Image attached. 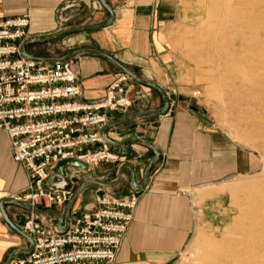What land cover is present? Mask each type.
Masks as SVG:
<instances>
[{
  "label": "crops",
  "instance_id": "crops-1",
  "mask_svg": "<svg viewBox=\"0 0 264 264\" xmlns=\"http://www.w3.org/2000/svg\"><path fill=\"white\" fill-rule=\"evenodd\" d=\"M104 1L113 11V25L108 32L94 33L90 37L117 62L132 69L139 75L138 78L159 86L155 80L147 78L146 67H150L148 63L151 61L150 31L155 28L158 15L164 11L160 3L158 0ZM105 14L97 0H0V21L28 15L30 39L50 37L67 29L86 26L89 21L104 19ZM86 40L87 35L80 34L65 40V45H81ZM26 52L47 59L71 54L38 55L30 45L26 47ZM70 64L77 73L82 89L81 100L86 102L102 99L108 86L119 77V71L111 63L92 55H80L70 60ZM124 86L127 97L132 101L128 114L161 108L157 106L158 100L151 91H142L148 87L146 89L137 83H125ZM165 94L169 107L163 115L136 118L105 131L106 137L115 143L138 138L158 152V160L144 187L134 191L130 186V171L125 169L119 182L113 186H88L76 198L71 209L70 220L80 213L83 204L90 208L88 211L99 207L96 203L98 197L114 200L133 195L136 198L132 222L113 264H173L185 249L184 244L192 235L198 215L205 214L206 206L212 205L214 201L218 203L220 197L206 190L217 187L224 180L223 136L208 125L202 103L193 99L190 93L182 97ZM105 114L108 123L120 118L112 113ZM124 125L126 130L118 132L117 129ZM96 149L98 147L90 148L92 151ZM109 150L125 158L124 164L132 168L135 185H141L153 152L139 142L119 148L109 146ZM117 169L118 164H108L94 171H80L78 175L75 171H68L70 175L64 182L67 188L73 190L93 179L114 182ZM27 183L23 169L12 160L8 137L0 131V201L19 196ZM232 188L222 187L219 192H229ZM36 207L41 210L47 208L43 201L37 202ZM3 209L11 224L21 231L29 213L11 205ZM45 217L48 216H37L35 220L40 218L45 227L56 226V219L45 220ZM28 248L26 239L8 227L0 214V264H5L14 250ZM25 256V253H17L13 259Z\"/></svg>",
  "mask_w": 264,
  "mask_h": 264
},
{
  "label": "rangeland",
  "instance_id": "rangeland-1",
  "mask_svg": "<svg viewBox=\"0 0 264 264\" xmlns=\"http://www.w3.org/2000/svg\"><path fill=\"white\" fill-rule=\"evenodd\" d=\"M158 2L161 10L165 12L162 10L163 13L158 15L155 28L150 31L151 61L148 63L150 67H146L147 78L155 80L161 88L153 82L150 83L156 85L164 94L166 92L170 96L182 97L185 93H190L193 99L200 101L206 122L223 136L225 145L224 180L217 187L206 190L207 193L213 192L220 196L218 203L214 201L212 205H207L205 214L198 215L192 235L184 244L185 249L173 264H264V0ZM105 13L104 19L89 21L86 26L81 27L107 23L110 17L106 10ZM111 26L96 32L68 35L53 42L29 45L38 55L50 53L59 56L79 49H93L111 56L90 37L94 33L108 32ZM80 34L87 35L84 44L65 45V40ZM67 62L70 63V60ZM124 67L136 75L132 69ZM117 70L119 77H126L125 83L136 84ZM149 89L142 91L152 92L158 100L157 106L162 109V98ZM130 108L124 114H112L120 116L118 119H121L132 115L128 114ZM100 113L106 116L108 111L102 110ZM121 130H126L125 125L117 129L118 132ZM106 146L109 149L110 145ZM94 147L98 149L93 151L100 149L99 145ZM115 156L123 161L100 163L88 171L108 164H118L119 168L124 164L125 158ZM57 167L49 180L58 176ZM67 168L69 167H66L65 179L70 175ZM74 173L78 175L80 171ZM64 180L63 185L58 188H67ZM222 187L233 188L229 192L221 193L219 190ZM67 189L71 190L72 198L78 188ZM85 190L87 188L80 195ZM68 202L61 208L48 207L44 202L47 208L43 210H54L63 214ZM10 205L4 204L3 207ZM86 206L87 204L81 205L80 213L75 216L88 212L90 208ZM52 218L54 217L48 216L44 219ZM39 219L36 218L35 221L42 227L49 228ZM21 232L26 235L22 230Z\"/></svg>",
  "mask_w": 264,
  "mask_h": 264
},
{
  "label": "built area",
  "instance_id": "built-area-1",
  "mask_svg": "<svg viewBox=\"0 0 264 264\" xmlns=\"http://www.w3.org/2000/svg\"><path fill=\"white\" fill-rule=\"evenodd\" d=\"M28 28V15L0 21V131L8 137L12 160L28 181L14 199L31 208L39 201L61 208L72 192L48 185L57 165L73 160L90 170L100 163L122 162L98 133L108 122L100 111L124 114L131 101L123 87L125 76L114 80L101 100H81L77 73L69 62L45 64L20 56ZM96 145L99 150H90ZM96 203L95 211L69 220L64 234L42 227L30 214L22 231L32 240V252L9 264H113L132 222L136 198L98 197Z\"/></svg>",
  "mask_w": 264,
  "mask_h": 264
},
{
  "label": "water",
  "instance_id": "water-1",
  "mask_svg": "<svg viewBox=\"0 0 264 264\" xmlns=\"http://www.w3.org/2000/svg\"><path fill=\"white\" fill-rule=\"evenodd\" d=\"M97 2L99 4H101V6H103V8L107 11V13L109 14V21L103 25H99V26H90V27H81V28H74V29H70V30H66V31H62L61 33H58L56 35L50 36V37H44V38H31V39H26L25 41L22 42V44L20 45L19 48V52L21 57L33 61V62H38V63H53V62H61V61H69L72 60L80 55H92L98 58H101L103 60L108 61L109 63H111L113 66H115L117 69H119L124 75L128 76L130 79H132L135 83L148 87L150 89H152L153 91L157 92L160 97L162 98V102H163V107L162 109L156 110V111H145V112H141V113H136V114H132V115H127L121 119L115 120V121H111L109 123H107L106 125H104L100 130H99V135L100 137L103 139V141L113 147H122L125 144L131 143V142H139L142 143L143 145H145L146 147H148L154 154L152 160L150 161V163L148 164V166L146 167L145 173H144V177H143V182L141 185L137 186L134 183V177H133V171L130 165L128 164H123L121 165L118 169H117V173H116V180L114 182H105V181H100L98 179H93V180H89L85 183H83L82 185H80V187H78V189L74 192L71 200L68 202V204L66 205V209L64 211L63 214H60L54 210H40V209H35V208H31L25 204L19 203L15 200L12 199H4L2 201H0V214L2 219L4 220V222L8 225V227H10L13 231H15L17 234L21 235L24 239H26V241L29 244V248L26 250H14L8 257V259L6 260L5 264H9V262L12 260L13 256L17 253H31L32 252V248H33V243L32 240L30 238H28L26 235H24L20 230H18L17 228H15L11 222L8 220V218L5 215L4 209H3V205L4 204H11L14 205L20 209H23L24 211L30 212L33 215H37V216H53L56 220H57V224L55 226V229L57 230L58 233L60 234H64L67 231L68 228V222H69V216H70V212L72 209V206L76 200V198L80 195V193L87 188L88 186L92 185V184H97L100 186H104V187H109V186H113L115 184H117L121 178V174L125 169H129L130 171V186L134 191H139L140 189H142L144 187L145 182L147 181L148 175L153 167V165L156 163V161L158 160L159 154L158 152L147 142L138 139V138H130V139H126L120 143H115L109 139L106 138L105 136V131H107L108 129L115 127L117 125L123 124L127 121L136 119V118H140V117H144V116H156V115H163L164 113H166V111L168 110L169 104L167 101V98L165 96V94L154 84L152 83H148L146 81L141 80L140 78H138L136 75H134L132 72H130L127 68H125L123 65H121L119 62H117L115 59H113V57L102 53L98 50H93V49H79L73 53H71L70 55H66L64 57H59V58H40V57H35L32 56L28 53L25 52V48L26 46H28L29 44H37V43H48V42H53V41H57L60 40L68 35H75V34H79V33H85V32H96L99 31L103 28H107L109 26H111L114 22V15H113V11L111 10L110 6L104 1V0H97ZM66 167L69 168H75V169H81L83 171H88V168L79 163L78 161H73V160H69V161H64L62 163H60L57 167V173L58 176H56L57 178H59L60 182L59 183H55L54 179L56 177H53L52 179L49 180V185L50 186H55V187H61L63 185V180L66 178Z\"/></svg>",
  "mask_w": 264,
  "mask_h": 264
},
{
  "label": "bare ground",
  "instance_id": "bare-ground-1",
  "mask_svg": "<svg viewBox=\"0 0 264 264\" xmlns=\"http://www.w3.org/2000/svg\"><path fill=\"white\" fill-rule=\"evenodd\" d=\"M54 182H55V183H59V182H60L59 178L56 177V178L54 179Z\"/></svg>",
  "mask_w": 264,
  "mask_h": 264
}]
</instances>
